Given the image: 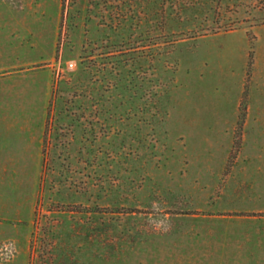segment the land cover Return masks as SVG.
I'll list each match as a JSON object with an SVG mask.
<instances>
[{
    "label": "rangeland",
    "instance_id": "rangeland-1",
    "mask_svg": "<svg viewBox=\"0 0 264 264\" xmlns=\"http://www.w3.org/2000/svg\"><path fill=\"white\" fill-rule=\"evenodd\" d=\"M16 121L0 264H264V0H0Z\"/></svg>",
    "mask_w": 264,
    "mask_h": 264
},
{
    "label": "crops",
    "instance_id": "crops-1",
    "mask_svg": "<svg viewBox=\"0 0 264 264\" xmlns=\"http://www.w3.org/2000/svg\"><path fill=\"white\" fill-rule=\"evenodd\" d=\"M8 126H20L19 133H26V136H22L21 140L26 141L24 144L18 142L12 145H8L7 142H0V158H3L0 159V175L21 174L33 165L37 169V160L40 157L37 135L30 136V131L26 129L28 125L24 121L11 122ZM34 133L36 134L37 132ZM1 151H3V154ZM32 162L34 163L32 164Z\"/></svg>",
    "mask_w": 264,
    "mask_h": 264
},
{
    "label": "built area",
    "instance_id": "built-area-1",
    "mask_svg": "<svg viewBox=\"0 0 264 264\" xmlns=\"http://www.w3.org/2000/svg\"><path fill=\"white\" fill-rule=\"evenodd\" d=\"M71 66H73V64H70Z\"/></svg>",
    "mask_w": 264,
    "mask_h": 264
}]
</instances>
